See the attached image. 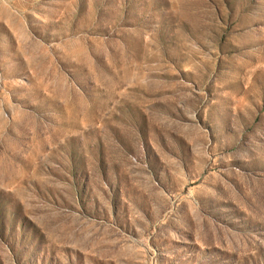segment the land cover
<instances>
[{"label": "rangeland", "instance_id": "obj_1", "mask_svg": "<svg viewBox=\"0 0 264 264\" xmlns=\"http://www.w3.org/2000/svg\"><path fill=\"white\" fill-rule=\"evenodd\" d=\"M0 264H264V0H0Z\"/></svg>", "mask_w": 264, "mask_h": 264}]
</instances>
